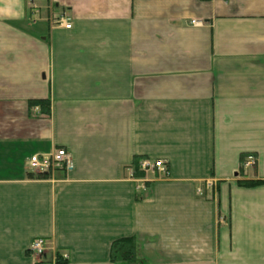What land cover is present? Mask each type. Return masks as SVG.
<instances>
[{"label":"crops","instance_id":"0c3cea01","mask_svg":"<svg viewBox=\"0 0 264 264\" xmlns=\"http://www.w3.org/2000/svg\"><path fill=\"white\" fill-rule=\"evenodd\" d=\"M57 148L73 169L30 177ZM143 160L167 171L137 190ZM243 181H264V0H0V264H35L36 238L115 264L128 237L150 264H264Z\"/></svg>","mask_w":264,"mask_h":264},{"label":"built area","instance_id":"2783aa9c","mask_svg":"<svg viewBox=\"0 0 264 264\" xmlns=\"http://www.w3.org/2000/svg\"><path fill=\"white\" fill-rule=\"evenodd\" d=\"M53 23L64 26L66 29L72 28L71 18L68 16H61L60 18H55L53 16ZM193 24L199 25L200 22L194 21ZM256 165V159L253 156L247 158L244 163L245 168H253ZM30 166L35 173H54L59 170L67 171L73 168V162L70 154L64 149H59L52 152L49 155L44 156H33L30 160ZM143 172L148 173L153 169L160 171H165L166 167L163 161H157L154 164L148 160H144L140 166ZM131 179L137 183V189H142L145 187V178H136L134 176V171L130 172ZM30 252L36 259L43 258L47 252L48 248L44 239L35 240L30 246ZM56 257V256H55ZM68 255H64L62 260H68Z\"/></svg>","mask_w":264,"mask_h":264},{"label":"trees","instance_id":"16d2710c","mask_svg":"<svg viewBox=\"0 0 264 264\" xmlns=\"http://www.w3.org/2000/svg\"><path fill=\"white\" fill-rule=\"evenodd\" d=\"M207 1V0H205ZM41 105L45 114H49L51 103L48 100H37L30 103V106ZM33 177V175H31ZM37 178H43L42 175ZM243 187H255L264 185V181H243L239 183ZM62 253H58L57 264H67L68 261L62 260ZM111 262L115 264H150L149 261L141 258L140 244L136 237H128L115 241L111 246L110 251ZM37 264H51L47 261H41Z\"/></svg>","mask_w":264,"mask_h":264}]
</instances>
